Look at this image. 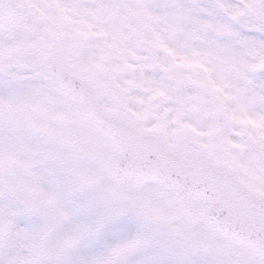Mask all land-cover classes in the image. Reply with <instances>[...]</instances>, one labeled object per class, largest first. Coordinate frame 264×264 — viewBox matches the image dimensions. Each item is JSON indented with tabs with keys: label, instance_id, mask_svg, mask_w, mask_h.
I'll use <instances>...</instances> for the list:
<instances>
[{
	"label": "snow or ice",
	"instance_id": "6c2138e0",
	"mask_svg": "<svg viewBox=\"0 0 264 264\" xmlns=\"http://www.w3.org/2000/svg\"><path fill=\"white\" fill-rule=\"evenodd\" d=\"M0 264H264V0H0Z\"/></svg>",
	"mask_w": 264,
	"mask_h": 264
}]
</instances>
